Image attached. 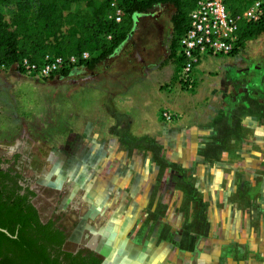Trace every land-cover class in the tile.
Returning <instances> with one entry per match:
<instances>
[{
	"label": "crops",
	"instance_id": "crops-1",
	"mask_svg": "<svg viewBox=\"0 0 264 264\" xmlns=\"http://www.w3.org/2000/svg\"><path fill=\"white\" fill-rule=\"evenodd\" d=\"M162 8L174 12L160 5L154 14L138 18L120 54L98 64L92 80L83 82L112 84L113 61L127 54L135 64L133 50L140 46L148 55L158 48L163 40L155 12ZM202 67L199 63L195 79L206 76ZM175 70L164 58L137 70L135 119L128 117L127 128L115 124L107 138L92 140L101 143L93 149L87 148L90 139L82 140L83 158L92 159V165L80 170L99 176L100 183L92 185L99 194L93 198L109 205L111 221L120 223L117 243L100 250L102 264H264L261 85L236 82V88L227 83L214 89L202 80L188 93ZM161 110L178 119L162 122ZM122 158H132L133 164L120 165Z\"/></svg>",
	"mask_w": 264,
	"mask_h": 264
},
{
	"label": "rangeland",
	"instance_id": "rangeland-1",
	"mask_svg": "<svg viewBox=\"0 0 264 264\" xmlns=\"http://www.w3.org/2000/svg\"><path fill=\"white\" fill-rule=\"evenodd\" d=\"M19 1L23 0H14L9 5L0 7L7 23H10ZM94 1L99 4L103 0ZM84 9L83 3L73 6V10ZM152 14L153 10L142 17ZM155 14H159L160 18L159 38L163 40L162 44L158 48L155 46L148 55L141 54L140 46L133 50V60L137 65L127 54L113 61L110 73V79L114 80L112 84L105 79H101L102 82L96 85L90 81L83 82V79L92 80L91 70L83 66L69 69L66 76L58 73L50 78L14 69L0 71V157L10 161L5 167L13 165L14 170L21 174L31 188L54 191L45 192H48V201L59 207L55 212L56 217L71 231L68 244L70 250L83 247L100 254L101 249L109 250L110 245L117 243L114 235L120 223L111 221L109 205L97 204L100 199L93 198L94 192L96 196L99 194L97 186L92 187L94 183H100L99 176L84 174L80 170L92 165V159L83 158L82 140L107 138L109 128L115 124L117 129L127 128L124 122L128 117L135 119L138 112L134 107L138 100L134 80L137 70L163 58L165 62L174 64L176 69L175 61L179 58L176 56L178 40L175 42L174 56L172 55L170 17L173 12L169 8H162ZM146 25L139 29L138 37L141 35L140 30H146ZM247 43L244 49L237 52L242 54L237 58L204 56L200 65H203L202 70L206 76L200 79L196 75L195 79V67L192 72L194 84H200L204 80L205 86L211 85L214 89H219L227 83L236 88V82H243V85L248 86L255 81L259 82L264 93V34L248 45ZM246 45V52H242ZM119 54L116 53L109 59ZM103 70L102 66L100 75ZM83 73L87 75L80 76ZM194 88L185 92H193ZM163 111L168 110L159 112L160 119ZM168 112L175 115V120L178 119L176 114ZM161 121L173 123L163 119ZM96 143L101 144L92 141L87 143V148L93 149ZM128 144L118 143L117 147H127ZM15 156L17 158L14 161ZM119 164L130 166L133 159L122 158ZM46 207L48 205L43 211L49 213Z\"/></svg>",
	"mask_w": 264,
	"mask_h": 264
},
{
	"label": "trees",
	"instance_id": "trees-1",
	"mask_svg": "<svg viewBox=\"0 0 264 264\" xmlns=\"http://www.w3.org/2000/svg\"><path fill=\"white\" fill-rule=\"evenodd\" d=\"M14 0H0V7ZM121 11L115 22L116 9L112 0L96 4L94 0H23L16 5L10 23L0 12V64L8 67L23 59L41 64L51 58H81L78 65L93 70L114 56L131 38L136 21L156 6L174 9L170 17L172 55L175 42L188 26L191 12L200 0H116ZM230 15L239 18L257 0H224ZM83 3L84 10H73ZM237 43L234 53L244 49L247 42L264 34V16L255 23L237 22ZM176 69L180 60L175 61ZM23 73L22 71H19ZM69 69L61 71L68 75ZM15 156L13 159H15ZM10 161L0 157V264H102V257L84 248L73 251L64 245L69 237L59 218L42 221L30 199L35 193L22 187V176ZM64 215V214H62Z\"/></svg>",
	"mask_w": 264,
	"mask_h": 264
},
{
	"label": "built area",
	"instance_id": "built-area-1",
	"mask_svg": "<svg viewBox=\"0 0 264 264\" xmlns=\"http://www.w3.org/2000/svg\"><path fill=\"white\" fill-rule=\"evenodd\" d=\"M111 5L116 9L115 22H120L122 13L117 8V1L112 0ZM263 16L264 0L253 2L239 18L230 15L224 0H200L190 14L186 30L178 38L176 56L180 60V66L176 80L180 86L188 90L194 87L192 72L204 56L235 54L239 20L255 23ZM88 59V53H83L80 59L45 56L41 64L32 63L27 59L11 67L0 64V71L14 69L41 78H50L61 71L76 67L80 60ZM160 116L166 122H174L176 118L168 111H163Z\"/></svg>",
	"mask_w": 264,
	"mask_h": 264
},
{
	"label": "flooded vegetation",
	"instance_id": "flooded-vegetation-1",
	"mask_svg": "<svg viewBox=\"0 0 264 264\" xmlns=\"http://www.w3.org/2000/svg\"><path fill=\"white\" fill-rule=\"evenodd\" d=\"M4 168H6L5 167V165L3 166ZM8 167V166H7ZM20 185L22 186V187H29V189L30 190H32L34 193H35V196H33L31 199H30V201H31V203H32V205L36 208V210L38 211V214H39V216H40V219L42 220V221H44L45 219H48V218H51L52 216L56 219L57 217H56V213L55 212H57V210H59V207H57V205H52L49 201H48V197H47V193L48 192H50V193H52V192H54V191H49V190H47V189H41L40 190V188L39 189H33V188H31L26 182H25V179L22 177V180H20ZM45 191H48V192H45ZM53 195V194H52ZM46 205H48V207H46V208H48V211H49V213H47V212H45V211H43L44 209H45V206ZM51 214V215H50ZM58 223L59 224H61L60 223V221H58ZM64 226V225H63ZM65 227V226H64ZM65 229H66V231L67 232H69V237H68V239H67V241H66V244L64 245V247L65 248H68V244H69V239H70V234H71V231H70V229H68V228H66L65 227ZM69 249V248H68ZM79 249H84L83 247H80V248H75V249H71V250H73V251H78ZM87 249H89V248H87ZM90 250H93V249H90ZM93 251H95V250H93ZM96 252V251H95ZM98 253V252H97ZM99 254V253H98ZM100 256H101V254H99ZM102 257V256H101ZM102 259H103V257H102ZM103 263V262H102Z\"/></svg>",
	"mask_w": 264,
	"mask_h": 264
},
{
	"label": "water",
	"instance_id": "water-1",
	"mask_svg": "<svg viewBox=\"0 0 264 264\" xmlns=\"http://www.w3.org/2000/svg\"><path fill=\"white\" fill-rule=\"evenodd\" d=\"M0 231L5 232L4 230H1V229H0Z\"/></svg>",
	"mask_w": 264,
	"mask_h": 264
}]
</instances>
